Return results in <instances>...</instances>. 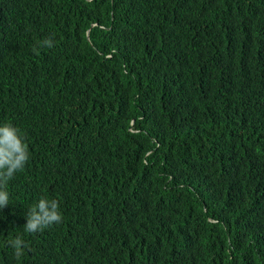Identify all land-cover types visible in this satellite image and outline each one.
<instances>
[{
    "label": "trees",
    "instance_id": "trees-1",
    "mask_svg": "<svg viewBox=\"0 0 264 264\" xmlns=\"http://www.w3.org/2000/svg\"><path fill=\"white\" fill-rule=\"evenodd\" d=\"M3 123L0 264H264V0H0Z\"/></svg>",
    "mask_w": 264,
    "mask_h": 264
},
{
    "label": "clouds",
    "instance_id": "clouds-1",
    "mask_svg": "<svg viewBox=\"0 0 264 264\" xmlns=\"http://www.w3.org/2000/svg\"><path fill=\"white\" fill-rule=\"evenodd\" d=\"M44 45L53 46L52 41L47 39ZM29 159L28 145L20 129L11 123L0 124V209L9 205L8 182L15 177L16 173L24 169ZM25 219L26 224L23 229L31 234L43 231L53 224L61 223L63 217L57 200L41 198L28 209ZM10 246L14 249L16 258L21 257L28 247L19 235L11 241Z\"/></svg>",
    "mask_w": 264,
    "mask_h": 264
}]
</instances>
